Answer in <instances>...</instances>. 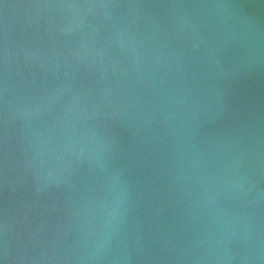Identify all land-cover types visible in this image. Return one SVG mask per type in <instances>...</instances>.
Segmentation results:
<instances>
[{
  "label": "water",
  "instance_id": "water-1",
  "mask_svg": "<svg viewBox=\"0 0 264 264\" xmlns=\"http://www.w3.org/2000/svg\"><path fill=\"white\" fill-rule=\"evenodd\" d=\"M0 264H264V0H0Z\"/></svg>",
  "mask_w": 264,
  "mask_h": 264
}]
</instances>
